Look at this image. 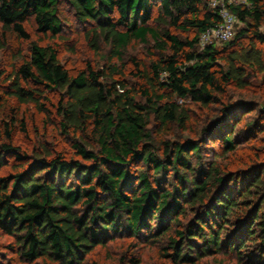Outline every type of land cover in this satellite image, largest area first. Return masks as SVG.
<instances>
[{"label":"trees","instance_id":"16d2710c","mask_svg":"<svg viewBox=\"0 0 264 264\" xmlns=\"http://www.w3.org/2000/svg\"><path fill=\"white\" fill-rule=\"evenodd\" d=\"M62 1L79 22L94 25L92 44L98 49L102 36L112 59H122L133 41H151L161 54L149 66L136 64L138 90L114 77V64L72 73L55 47L36 42L29 58L14 66L11 91L0 89V169L13 159L11 171L0 175V229L14 238L19 255L84 264L98 245L126 229L133 236L146 231L149 242L167 238L171 264H202L226 254L239 264H264V146L242 167L219 163L239 151L252 124L241 127L240 118L232 126L235 103L224 100L229 89L240 91L242 105L264 110L262 95L245 94L257 75L264 94V0L229 5L243 26L221 47L200 46L201 34L221 22L210 0H0V51L8 36L29 40L31 17L39 32L60 36ZM171 28L195 36L184 40ZM52 90L62 92L61 129L89 134L97 145L76 141L81 160L46 147L29 154L17 143L24 127L16 115L20 105L31 102L44 112L41 99ZM11 97L17 108L10 107ZM187 100L221 105L216 125L202 128L204 140L154 135V126L159 133L175 125L188 130ZM205 139L216 151L212 160L204 158ZM170 170L171 188L164 183Z\"/></svg>","mask_w":264,"mask_h":264},{"label":"rangeland","instance_id":"374dc122","mask_svg":"<svg viewBox=\"0 0 264 264\" xmlns=\"http://www.w3.org/2000/svg\"><path fill=\"white\" fill-rule=\"evenodd\" d=\"M60 13L63 19V31L60 36H53L51 34H43L38 31L37 24L33 17L26 22L29 40H18L13 36L4 38L7 48L0 51V89L3 91H11L13 79L11 74L15 72L24 59H28L30 55V48L33 42L43 46H53L58 50L59 58L63 66L70 72L87 68L89 65L96 70H103L108 65L114 64L118 68V72L114 75L115 78L124 80L129 88H136L138 90L139 84L142 80L138 77L136 64L142 66H149L150 62L160 57V52L153 47V42L142 43L140 41H133L128 45L123 53L122 59H112L110 57L111 47L107 41L99 36L96 41L99 48L91 42V36L88 32L94 26L90 23H81L78 21L75 10L67 2L62 1L60 4ZM153 25H156L152 21ZM243 26L242 23L235 24V30ZM264 31V26L262 27ZM171 31L180 38L192 39L195 36V31H181L171 28ZM219 47L222 46L218 43ZM201 46V45H200ZM199 49H201L198 46ZM20 52L19 56L15 58V54ZM16 66V67H14ZM141 67V66H140ZM261 76L257 75L253 78V85L246 96L253 94L262 95L264 101V94L260 86ZM45 98L41 99V103L45 105V111L42 112L34 103L21 104L19 113L16 115L19 120L24 121V127L19 128L17 132V143L21 148L33 154L41 152L46 147L54 154H64L69 158L81 160L75 153L73 144L76 141L89 145V148L95 149L97 145L94 143L89 134L64 132L61 129V116L58 113V103L62 98L60 90H52L45 92ZM138 100H142L140 95H137ZM225 102L235 103V111L233 116H237L232 126L242 118L239 126H250V131L235 154L228 155L219 163L223 166L242 167V161L246 159L249 153L261 152L264 146V110L260 107H246L241 104L240 91L230 88L224 98ZM10 107L17 108L19 106L14 97L10 98ZM186 104L191 110V121L188 125V130H184L179 126H173L169 132H158V127L154 126V135L160 139L171 141H183L186 138L196 140H204L201 131L205 126H215L218 116L221 114L220 104H212L209 107H204L201 104L194 103L187 100ZM241 106L242 109H238ZM158 132V133H157ZM160 134V135H159ZM84 136V137H83ZM245 137V138H247ZM85 139V140H84ZM85 144V143H84ZM216 149L221 151V144H216ZM214 146L205 139L203 143V153L206 160H212L215 154ZM162 154V153H160ZM13 159H9V163ZM6 164L0 169V175H6L11 171L10 164ZM135 168V167H134ZM159 177L161 175H158ZM166 178V177H165ZM174 182L173 171L170 170L164 183L171 188ZM146 231L139 235L133 236L128 230L124 229L122 233L114 238H108L104 245H98L91 253L86 256L84 264H171V261L166 258L164 248L168 245L167 238H159L158 242H149L146 239ZM216 258L222 260L223 264H239L237 257L231 255H219L217 257H207L202 261V264H217ZM0 264H57L51 263L45 259H38L36 261H28L23 259L15 245V240L10 235L6 234L0 229Z\"/></svg>","mask_w":264,"mask_h":264},{"label":"built area","instance_id":"2783aa9c","mask_svg":"<svg viewBox=\"0 0 264 264\" xmlns=\"http://www.w3.org/2000/svg\"><path fill=\"white\" fill-rule=\"evenodd\" d=\"M245 0H210L212 8L216 9L221 22L214 27L208 28L200 36V45L218 44L230 40L235 35V24L237 16L229 9L230 4H241Z\"/></svg>","mask_w":264,"mask_h":264}]
</instances>
